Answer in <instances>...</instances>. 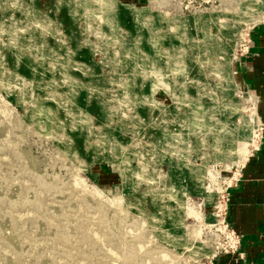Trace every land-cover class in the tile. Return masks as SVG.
Segmentation results:
<instances>
[{
	"label": "rangeland",
	"instance_id": "374dc122",
	"mask_svg": "<svg viewBox=\"0 0 264 264\" xmlns=\"http://www.w3.org/2000/svg\"><path fill=\"white\" fill-rule=\"evenodd\" d=\"M243 1L0 0V264L213 260L259 135Z\"/></svg>",
	"mask_w": 264,
	"mask_h": 264
},
{
	"label": "crops",
	"instance_id": "0c3cea01",
	"mask_svg": "<svg viewBox=\"0 0 264 264\" xmlns=\"http://www.w3.org/2000/svg\"><path fill=\"white\" fill-rule=\"evenodd\" d=\"M246 44L234 70L255 98L259 135L226 199L228 219L241 234V254H219L211 264H264V21L249 29Z\"/></svg>",
	"mask_w": 264,
	"mask_h": 264
},
{
	"label": "built area",
	"instance_id": "2783aa9c",
	"mask_svg": "<svg viewBox=\"0 0 264 264\" xmlns=\"http://www.w3.org/2000/svg\"><path fill=\"white\" fill-rule=\"evenodd\" d=\"M247 48V44L244 45L242 52ZM242 54V53H241ZM227 201V200H226ZM223 217L218 222L221 232V241L218 246V251L211 257H215L219 254H241L239 252L241 234L237 232L235 227L231 224L227 216V205H225ZM208 264H211V259Z\"/></svg>",
	"mask_w": 264,
	"mask_h": 264
},
{
	"label": "bare ground",
	"instance_id": "6f19581e",
	"mask_svg": "<svg viewBox=\"0 0 264 264\" xmlns=\"http://www.w3.org/2000/svg\"><path fill=\"white\" fill-rule=\"evenodd\" d=\"M244 5L248 6V8H253L255 10H264V0H244ZM120 14V10L118 12Z\"/></svg>",
	"mask_w": 264,
	"mask_h": 264
}]
</instances>
